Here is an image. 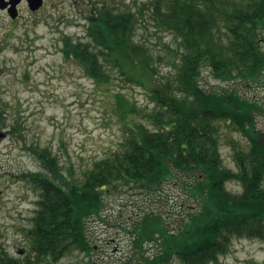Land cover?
Wrapping results in <instances>:
<instances>
[{
    "label": "trees",
    "instance_id": "trees-1",
    "mask_svg": "<svg viewBox=\"0 0 264 264\" xmlns=\"http://www.w3.org/2000/svg\"><path fill=\"white\" fill-rule=\"evenodd\" d=\"M86 19V39L63 36V57L76 60L96 82L108 83L107 69L114 68L147 86L153 108L140 113L115 93L125 121L119 146L78 173L51 148L27 146L42 166L25 175L38 191L32 224L23 232L28 254L17 259L1 249L0 264H58L71 250L89 259L86 223L100 217L105 194L123 186L162 193L167 180L180 184L196 204H178L177 213L141 215L130 241L139 264H214L234 238L264 242V126L256 121L264 104L237 87L210 90L200 84L204 67L218 80L246 87L261 81L264 0H145L135 10L98 1ZM140 20L178 40L172 76L156 79L153 54L136 39ZM3 114L0 107V127ZM18 121L10 128L14 132ZM221 123L244 139L231 141L235 170L224 165L219 150ZM231 180L239 193L227 190ZM147 243L152 251L144 249Z\"/></svg>",
    "mask_w": 264,
    "mask_h": 264
},
{
    "label": "rangeland",
    "instance_id": "rangeland-1",
    "mask_svg": "<svg viewBox=\"0 0 264 264\" xmlns=\"http://www.w3.org/2000/svg\"><path fill=\"white\" fill-rule=\"evenodd\" d=\"M98 1L135 10L145 0H43L35 14L24 7L23 17L17 22H11L0 10V107L5 117L2 129L7 131L0 142V250L17 259L24 257L17 250L27 247L23 232L32 224L38 197L24 174L42 168L27 146L51 148L64 165L71 163L78 173L94 158L119 146L125 121L115 93L123 94L140 113L153 108L147 86L128 81L114 68L107 69L108 83L96 82L84 74L76 60L61 54L64 35L87 38L86 17ZM136 26V39L145 42L153 54L156 79L172 76V49L177 48L178 40L170 32L156 29L151 21L140 20ZM200 84L210 90L237 87L264 104V72L260 82L246 87L218 80L204 67ZM263 116L257 115L258 127L264 126ZM16 119L19 132L10 129ZM221 124L219 150L224 165L235 170L231 141L242 144L244 139L230 125ZM226 188L231 193L241 191L232 180L226 182ZM162 189L159 193L123 186L105 194L100 217L88 218L86 223L93 246L90 258L84 252L71 250L58 264H139L133 258L130 241L141 215L148 210L177 213L178 204L183 208L196 204L174 180H167ZM151 246L147 243L144 249L152 251ZM263 260L262 240L238 237L214 264H255Z\"/></svg>",
    "mask_w": 264,
    "mask_h": 264
},
{
    "label": "flooded vegetation",
    "instance_id": "flooded-vegetation-1",
    "mask_svg": "<svg viewBox=\"0 0 264 264\" xmlns=\"http://www.w3.org/2000/svg\"><path fill=\"white\" fill-rule=\"evenodd\" d=\"M28 3V0H0V4L1 5H5L4 7H0V10L5 12L7 15L8 14V9L9 8H12V13L15 14L14 17H10L9 15V20L11 22H17L20 18L23 17L22 15V11H23V8L25 7L26 10L30 13V14H35L36 12H38L40 8H37V9H31L29 8V5L27 4ZM35 22L37 20H34ZM7 135V133H6ZM5 137V136H4ZM1 139H4V138H0V142H1ZM1 190H0V194H1ZM19 254H22L23 256H26V254H28L27 252V248H20L17 250ZM44 264H52V263H47V262H44Z\"/></svg>",
    "mask_w": 264,
    "mask_h": 264
},
{
    "label": "water",
    "instance_id": "water-1",
    "mask_svg": "<svg viewBox=\"0 0 264 264\" xmlns=\"http://www.w3.org/2000/svg\"><path fill=\"white\" fill-rule=\"evenodd\" d=\"M42 2H43V0H28V5H29V8H31V9H37V8H39L41 5H42ZM5 5H1L0 4V7H4ZM8 12H9V14H10V16L11 17H14L15 16V14L14 13H12V8H9L8 9ZM5 135V132L4 131H2V130H0V138L1 137H3Z\"/></svg>",
    "mask_w": 264,
    "mask_h": 264
}]
</instances>
